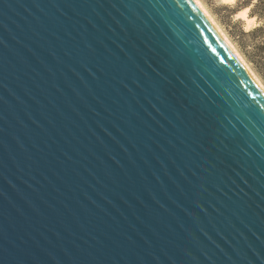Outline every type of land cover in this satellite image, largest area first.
<instances>
[{"label": "water", "instance_id": "95a60500", "mask_svg": "<svg viewBox=\"0 0 264 264\" xmlns=\"http://www.w3.org/2000/svg\"><path fill=\"white\" fill-rule=\"evenodd\" d=\"M0 264H264V91L195 0H0Z\"/></svg>", "mask_w": 264, "mask_h": 264}, {"label": "rangeland", "instance_id": "374dc122", "mask_svg": "<svg viewBox=\"0 0 264 264\" xmlns=\"http://www.w3.org/2000/svg\"><path fill=\"white\" fill-rule=\"evenodd\" d=\"M211 14L215 22L230 39L238 52L242 55L251 70L264 86V18L258 19L254 12H262L263 3L258 0H235L234 3H223L220 0H200ZM249 7V16H255V25L246 30L245 21L236 17V12ZM260 25V26H259ZM258 30L249 33L255 27Z\"/></svg>", "mask_w": 264, "mask_h": 264}, {"label": "bare ground", "instance_id": "6f19581e", "mask_svg": "<svg viewBox=\"0 0 264 264\" xmlns=\"http://www.w3.org/2000/svg\"><path fill=\"white\" fill-rule=\"evenodd\" d=\"M196 3L199 5V7L202 9V11L205 13L207 18L210 20V22L214 25V27L217 29V31L221 34V36L224 38V40L227 42V44L230 46V48L233 50V52L238 56V58L242 61V63L245 65L246 69L249 71V73L252 75V77L255 79L257 84L261 87V89L264 91V86L258 79V77L255 75V73L251 70L247 62L244 60L242 55L238 52L236 47L233 45V43L230 41V39L226 36V34L222 31V29L218 26V24L215 22L211 14L208 12V10L204 7V5L200 2V0H195ZM223 3H234L235 0H220ZM249 7L246 6L236 12V17L242 19L245 21V28L246 30L253 26L255 22V16H249Z\"/></svg>", "mask_w": 264, "mask_h": 264}, {"label": "trees", "instance_id": "16d2710c", "mask_svg": "<svg viewBox=\"0 0 264 264\" xmlns=\"http://www.w3.org/2000/svg\"><path fill=\"white\" fill-rule=\"evenodd\" d=\"M258 1H260V2L263 3V5H264V0H258ZM262 9H263V13H262V12L257 13V12H254V11H253V12L251 13V15H256L258 19H262V18H264V7L261 8L260 10H262ZM259 26H260V25H259ZM259 26L253 28L252 30H250L249 33H252V32H254V31L258 30V29L260 28ZM261 48L264 49V45H262Z\"/></svg>", "mask_w": 264, "mask_h": 264}, {"label": "crops", "instance_id": "0c3cea01", "mask_svg": "<svg viewBox=\"0 0 264 264\" xmlns=\"http://www.w3.org/2000/svg\"><path fill=\"white\" fill-rule=\"evenodd\" d=\"M256 23H254V25H255Z\"/></svg>", "mask_w": 264, "mask_h": 264}]
</instances>
